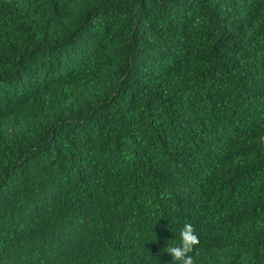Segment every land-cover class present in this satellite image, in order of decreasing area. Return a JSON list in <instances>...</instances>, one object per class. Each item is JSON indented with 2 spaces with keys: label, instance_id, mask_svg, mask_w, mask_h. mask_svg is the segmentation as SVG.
I'll use <instances>...</instances> for the list:
<instances>
[{
  "label": "trees",
  "instance_id": "trees-1",
  "mask_svg": "<svg viewBox=\"0 0 264 264\" xmlns=\"http://www.w3.org/2000/svg\"><path fill=\"white\" fill-rule=\"evenodd\" d=\"M264 264V0H0V264Z\"/></svg>",
  "mask_w": 264,
  "mask_h": 264
},
{
  "label": "clouds",
  "instance_id": "clouds-1",
  "mask_svg": "<svg viewBox=\"0 0 264 264\" xmlns=\"http://www.w3.org/2000/svg\"><path fill=\"white\" fill-rule=\"evenodd\" d=\"M200 244L196 230L191 223H186L180 231V243L178 245H168L166 252L170 254L174 262L179 264H196V260L191 255Z\"/></svg>",
  "mask_w": 264,
  "mask_h": 264
}]
</instances>
